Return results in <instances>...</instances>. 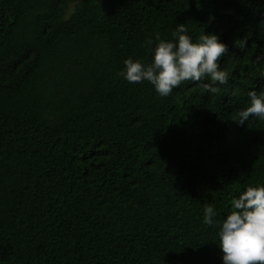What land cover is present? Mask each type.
<instances>
[{
	"label": "trees",
	"instance_id": "obj_1",
	"mask_svg": "<svg viewBox=\"0 0 264 264\" xmlns=\"http://www.w3.org/2000/svg\"><path fill=\"white\" fill-rule=\"evenodd\" d=\"M0 0V264H224L216 221L264 185V0ZM183 24L225 84L129 83Z\"/></svg>",
	"mask_w": 264,
	"mask_h": 264
},
{
	"label": "clouds",
	"instance_id": "obj_2",
	"mask_svg": "<svg viewBox=\"0 0 264 264\" xmlns=\"http://www.w3.org/2000/svg\"><path fill=\"white\" fill-rule=\"evenodd\" d=\"M226 45L216 34L203 33L194 40L183 24L176 27L171 40L158 39L152 49V62L124 60L123 78L129 83L149 82L162 97L185 81H210L208 92L215 93V84L228 81L219 61ZM249 103L239 113L241 123L250 117L264 118V92H248ZM212 206L204 209V223L219 224L218 243L224 264H264V185L248 186L233 201L232 211L216 221Z\"/></svg>",
	"mask_w": 264,
	"mask_h": 264
},
{
	"label": "rangeland",
	"instance_id": "obj_3",
	"mask_svg": "<svg viewBox=\"0 0 264 264\" xmlns=\"http://www.w3.org/2000/svg\"><path fill=\"white\" fill-rule=\"evenodd\" d=\"M71 4H72L73 10L68 9L62 13L61 17L59 18V22H58L59 26H62L65 20H67L69 17H71L75 13L74 10H76V7H75L76 0H72Z\"/></svg>",
	"mask_w": 264,
	"mask_h": 264
}]
</instances>
